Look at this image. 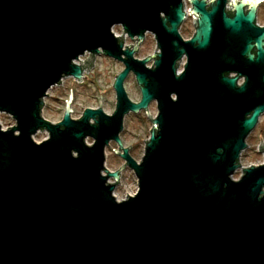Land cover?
<instances>
[{
  "label": "water",
  "instance_id": "95a60500",
  "mask_svg": "<svg viewBox=\"0 0 264 264\" xmlns=\"http://www.w3.org/2000/svg\"><path fill=\"white\" fill-rule=\"evenodd\" d=\"M184 1L0 0V114L16 123L0 125V264H264V162L233 179L264 114V3L187 0L195 33L185 40ZM147 34L158 51L141 60ZM98 55L124 66L114 113L101 96L99 109L73 119L71 94L62 121L46 120L48 92L82 82ZM130 74L138 103L125 90ZM141 111L153 128L137 162L120 136ZM112 142L138 184L122 201L125 166L106 168Z\"/></svg>",
  "mask_w": 264,
  "mask_h": 264
},
{
  "label": "rangeland",
  "instance_id": "374dc122",
  "mask_svg": "<svg viewBox=\"0 0 264 264\" xmlns=\"http://www.w3.org/2000/svg\"><path fill=\"white\" fill-rule=\"evenodd\" d=\"M258 24L264 26V7L258 9ZM192 18H189L181 30V34L185 40H189L195 33ZM113 32L117 37L123 36L121 26H116ZM125 46H133L135 41H132L127 34H124ZM158 51L157 44L153 35L147 34L144 42L141 44L138 53L135 57L138 59H146L153 56ZM90 58V54H86L80 58L77 64L85 65V61ZM186 59L181 62L179 71L184 67ZM149 67H153V61L148 63ZM124 70L122 63L108 58L104 55L95 56L94 67L89 72L88 68L84 71L82 82H78L73 78H65L61 85L53 87L48 92V97L44 99L45 106L42 111V116L51 123L57 124L62 121L66 103L70 100L72 94L73 109L72 118L79 119L82 117L87 108L99 109L102 99V109L112 115L116 109V94L113 88L115 79ZM244 79L239 80V84H243ZM125 90L132 102L138 103L141 100V92L137 85L134 75L130 74L125 81ZM148 112L152 119H155L158 114L157 105L152 102L148 108ZM0 125L3 130H8L16 126L14 119L6 114H0ZM153 128L152 121L149 119L146 112L141 111L138 114H128L124 121V130L121 133V141L123 147L129 150L131 157L140 162L146 148V143L149 140L151 130ZM49 134L45 131L39 132L33 138L36 142L41 143L47 139ZM261 139L264 144V114L261 116L256 128L247 138V149L242 152L240 157V169L235 173L233 179L239 180L243 169L251 166H259L264 162V153L259 152ZM93 140L88 139L87 143L92 144ZM119 150L117 143L112 142L106 149V168L110 172L119 171L120 168L126 165L125 161L119 157L114 151ZM120 153L124 152L120 150ZM120 183L117 185L114 196L118 201L127 199V195L134 196L138 189L137 179L132 170L125 168L120 172ZM114 183L113 179L110 180Z\"/></svg>",
  "mask_w": 264,
  "mask_h": 264
},
{
  "label": "clouds",
  "instance_id": "9594fccd",
  "mask_svg": "<svg viewBox=\"0 0 264 264\" xmlns=\"http://www.w3.org/2000/svg\"><path fill=\"white\" fill-rule=\"evenodd\" d=\"M261 3H264V0H229V6L238 10L245 6L252 9Z\"/></svg>",
  "mask_w": 264,
  "mask_h": 264
},
{
  "label": "built area",
  "instance_id": "2783aa9c",
  "mask_svg": "<svg viewBox=\"0 0 264 264\" xmlns=\"http://www.w3.org/2000/svg\"><path fill=\"white\" fill-rule=\"evenodd\" d=\"M184 4H185V9H184V11H185V13L187 14V18H188V19H189V18H192L191 16H189L190 6H189V4H188V1L185 0V1H184ZM192 19H193V18H192Z\"/></svg>",
  "mask_w": 264,
  "mask_h": 264
},
{
  "label": "flooded vegetation",
  "instance_id": "af4514ba",
  "mask_svg": "<svg viewBox=\"0 0 264 264\" xmlns=\"http://www.w3.org/2000/svg\"><path fill=\"white\" fill-rule=\"evenodd\" d=\"M208 3H209V1H208ZM262 7H264V4H262V5H260V7L258 8V9H260V8H262ZM258 11V10H257ZM233 15V14H232ZM187 20H189L188 18H187ZM186 20V21H187ZM193 20V19H192ZM185 21V22H186ZM257 24H258V16H257ZM194 25V24H193ZM259 25V24H258ZM261 26V25H260ZM182 28H183V25H182V27H181V29H180V33H181V30H182ZM84 75V74H83ZM84 78V77H83ZM123 151V150H122ZM119 157H121L120 155H118Z\"/></svg>",
  "mask_w": 264,
  "mask_h": 264
}]
</instances>
